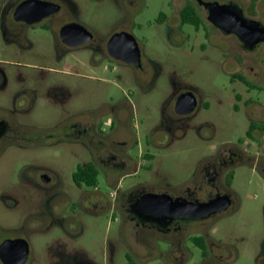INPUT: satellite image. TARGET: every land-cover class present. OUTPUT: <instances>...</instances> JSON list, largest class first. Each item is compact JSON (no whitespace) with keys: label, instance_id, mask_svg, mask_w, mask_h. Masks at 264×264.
Returning <instances> with one entry per match:
<instances>
[{"label":"flooded vegetation","instance_id":"af4514ba","mask_svg":"<svg viewBox=\"0 0 264 264\" xmlns=\"http://www.w3.org/2000/svg\"><path fill=\"white\" fill-rule=\"evenodd\" d=\"M112 1L119 15L117 27L100 40L98 27L85 21L73 0H0V206L6 193L34 195L41 200L43 207L36 215L38 222L46 221L57 227L61 233L58 241L64 238L69 243L81 236L86 215L109 212L111 220L121 221L130 233H146L148 239L168 243L170 252L177 256L175 263L185 264L192 258L185 249V238L191 232H198L196 228L191 230L189 225L206 219L153 222L147 213H136L133 208L142 196L150 193L135 195L123 203L132 188L120 192L118 174L131 176L137 171V164L127 152L133 140L131 142L127 133L121 140L113 136L118 130H129L127 102L120 100L114 104L95 99L93 107L86 105V82L99 81V77L84 73L87 68L95 73L114 72L121 65L143 73L146 71L141 62L142 45L132 35L136 27L140 28L135 17L141 12L143 0ZM213 2L223 5L232 1L172 0L170 17L161 12L156 24L167 31L169 37L174 35L181 39L184 24L180 14L184 9H192L209 29L233 37V52L242 56L235 62L248 72L243 60L250 57L254 64L250 71L256 68L251 74L257 78L255 84L237 75L232 78H239L246 86L264 88V70L253 57L262 56L264 64V41L245 43L236 35L223 33L215 27L208 21L205 7ZM243 13L250 19L244 9ZM200 27L195 30L198 32ZM204 33L208 35L205 30ZM135 44L139 51L137 63ZM134 80L132 83L141 85ZM185 93L176 96L172 116L166 117L164 129L169 133L180 128L184 117L197 107L196 104L193 111L184 115L176 112L175 103ZM236 99L241 101L242 96L236 95ZM256 110L259 109L253 108L251 114ZM251 123L264 124L255 120L249 125ZM253 133L259 135V150L264 153L261 143L264 133L260 128ZM146 154L149 153H141L140 158L144 159ZM240 155L233 151L228 157L219 158L212 174L202 177L205 183L219 187L224 172L241 159ZM14 162L22 163V172L12 178L5 166ZM101 182L106 193L102 192ZM225 186L229 187L227 180ZM166 195L194 201L177 193ZM221 195L229 197L225 192L218 196ZM4 224L5 221H0V264L21 261L22 242L26 243L22 264H26L30 254L28 242L14 235L15 230L6 229ZM199 231L205 233L203 229ZM199 239L205 251L197 244ZM190 240L200 249L199 264H219L222 261L214 252L215 242L208 235L191 237ZM137 245L147 253L155 249L162 257L161 246L155 242L151 244L146 238L138 237ZM59 247L65 263L91 264L83 259L80 244L73 248L65 244ZM142 254L128 246L126 264H144L146 257Z\"/></svg>","mask_w":264,"mask_h":264},{"label":"rangeland","instance_id":"374dc122","mask_svg":"<svg viewBox=\"0 0 264 264\" xmlns=\"http://www.w3.org/2000/svg\"><path fill=\"white\" fill-rule=\"evenodd\" d=\"M73 1L85 21L98 27L100 40L117 27L119 15L112 0ZM231 1L244 9L250 19L264 25V0H258L254 8L250 7L251 0ZM171 2L143 0L141 12L135 17L140 28L136 27L132 35L142 45L145 73L121 65L114 72L95 73L87 68L84 73L99 77V81L86 82V105L93 107L95 99L114 104L120 100L127 102L129 130L113 134L121 140L127 133L134 142L127 152L137 164V171L131 176L118 174L119 191L132 188L123 203L141 193H177L198 202H207L220 192L229 195L227 211L189 225L198 232H191L185 238V249L192 254L185 264L200 263V249L190 238L204 235L215 242L214 252L222 260L219 264H264V153L259 150L257 133H253V139L246 137L251 120L264 123V88L246 86L239 78H232L237 75L250 83L257 81L251 75L256 68L250 71L254 65L250 57L243 60L249 72L235 62L242 56L233 52V37L209 29L205 23L198 32L184 24L181 39L169 37L156 24V19L161 12L170 17ZM253 57L264 70L262 56ZM133 79L141 85L132 83ZM185 92L194 95L197 107L184 117L180 128L169 133L164 129L166 117L172 116L176 96ZM236 95H241L242 100L238 101ZM253 108L259 110L252 115ZM261 143L264 147V135ZM233 151L240 153L241 159L224 172L221 185L216 188L205 183L203 178L212 174L216 161ZM141 153L153 157L141 159ZM10 164L5 166V171L15 178L22 172V163ZM229 173L232 180L226 187ZM101 187L106 193L103 182ZM42 210L41 200L34 195L6 193L3 196L0 221H5L6 229L15 230L14 235L28 242L30 254L26 264H68L60 253L61 244L72 248L80 244L83 259L91 264H126L128 246L143 252L144 264H176L177 256L170 252L168 243L148 239L146 233L131 234L121 221H112L109 212L86 215L81 236L69 243L64 238L58 241L61 233L57 227L46 221L38 222L36 215ZM137 236L161 246L162 257L155 249L149 253L140 249Z\"/></svg>","mask_w":264,"mask_h":264},{"label":"water","instance_id":"95a60500","mask_svg":"<svg viewBox=\"0 0 264 264\" xmlns=\"http://www.w3.org/2000/svg\"><path fill=\"white\" fill-rule=\"evenodd\" d=\"M208 21L223 33L234 34L245 43L264 41V26L244 16L243 9L235 2L220 5L217 2L206 4ZM135 62L139 61V51L135 44ZM196 98L191 93L178 97L175 110L178 114H188L196 107ZM230 206L228 196H217L207 202L187 201L183 198L173 199L166 194H146L134 205V212L147 213L156 223H168L173 220L201 221L225 211ZM138 211V212H137ZM22 242V241H21ZM22 264L26 254V243L22 242Z\"/></svg>","mask_w":264,"mask_h":264},{"label":"trees","instance_id":"16d2710c","mask_svg":"<svg viewBox=\"0 0 264 264\" xmlns=\"http://www.w3.org/2000/svg\"><path fill=\"white\" fill-rule=\"evenodd\" d=\"M257 1L258 0H251L250 7L254 8ZM180 19H181L182 24L191 25L195 29H198L203 24L202 19L198 15H196L192 9H184L183 12L180 14ZM256 128H260V131L264 133V124L258 125L255 123H251L246 133L249 139H253V132L255 131ZM145 158L149 160V159H152V156L149 154H146ZM231 180H232V173H230L227 177L228 185H230ZM197 244L200 246V248L203 251H205L204 245L202 244L201 239L197 240Z\"/></svg>","mask_w":264,"mask_h":264}]
</instances>
